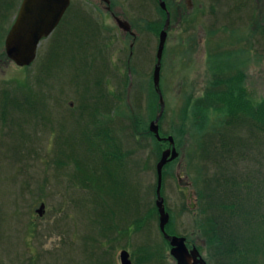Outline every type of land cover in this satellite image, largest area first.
I'll use <instances>...</instances> for the list:
<instances>
[{"label":"rangeland","instance_id":"374dc122","mask_svg":"<svg viewBox=\"0 0 264 264\" xmlns=\"http://www.w3.org/2000/svg\"><path fill=\"white\" fill-rule=\"evenodd\" d=\"M163 1L170 26L158 126L178 153L163 168L166 233L185 238L206 264H232L224 246L246 251L237 244L246 237L264 264V127L229 135L211 114L201 131L188 109L215 79H242L246 98L264 99V0ZM21 2L0 0V264H120L121 251L132 264L156 255L154 264H176L154 204L155 167L168 144L148 132L158 110L153 71L165 15L154 0H109V12L98 0H70L32 65L19 68L4 42ZM214 126L224 136L206 138ZM106 127L122 157L109 182L105 146L94 134ZM76 165L105 176L100 187L78 182ZM215 205L234 206L235 217ZM209 219L221 221L222 233L211 232Z\"/></svg>","mask_w":264,"mask_h":264},{"label":"water","instance_id":"95a60500","mask_svg":"<svg viewBox=\"0 0 264 264\" xmlns=\"http://www.w3.org/2000/svg\"><path fill=\"white\" fill-rule=\"evenodd\" d=\"M100 1L107 5L110 3L109 0ZM158 3L160 9L166 14L164 27L159 34L156 64L153 71V87L158 96L159 111L155 119L149 124L148 130L156 141L170 145V148L161 154L155 168L157 177L155 207L158 213V228L164 240L169 244V254L176 264H206L196 248H187L185 238L170 236L165 232V227L169 223V215L165 211L164 201L160 194L162 171L167 164L177 159L178 154L175 150L173 138H161L159 135L158 123L164 112V101L159 87L160 70L170 17L165 3L161 0H158ZM69 5L70 0H22L17 16L5 38L4 50L6 58L19 68H26L32 65L36 58L39 44L54 32ZM116 24L123 32L131 33L128 23L116 19ZM42 211L43 205H40L36 212L41 216ZM119 262L120 264H132L126 251L120 252Z\"/></svg>","mask_w":264,"mask_h":264},{"label":"trees","instance_id":"16d2710c","mask_svg":"<svg viewBox=\"0 0 264 264\" xmlns=\"http://www.w3.org/2000/svg\"><path fill=\"white\" fill-rule=\"evenodd\" d=\"M216 68L214 69L216 74L223 75L224 73V66L221 64H215ZM239 77V76H238ZM242 79H215L214 82L211 84L210 89L205 93L204 97L201 99L195 100L193 103H189L188 109L192 110L194 119L198 121V123L201 125L199 127V130L204 129V126L207 125V119L211 114L217 115L216 123L219 121V124L217 128H221L222 131L230 132L232 131H240L242 129V126L248 125L249 130L253 128V123L256 126H263L264 127V99L259 103H254L250 101L248 98H246L245 91L243 90V87L241 85ZM244 91V92H243ZM218 119V120H217ZM106 122V121H105ZM107 123V122H106ZM204 124V125H203ZM202 131V130H201ZM96 135V138L99 140H103L104 146H105V152L104 154L107 156V165L108 168L106 170V178L107 182L108 179L111 178L112 173L111 169L113 167H120L122 157L120 158L119 152H120V144L119 141L116 140L115 137H113V132H111V129L109 127H106L103 132L96 131L94 133ZM218 134V136L221 138L224 135L222 133H219L216 131V126L214 128L207 132L205 137L206 138H215V136ZM135 136V134H134ZM152 136V135H151ZM153 137V136H152ZM223 144V143H222ZM203 149V145H200ZM224 144L220 148H224ZM219 151H223L222 149ZM204 152V149H203ZM206 153V152H205ZM78 162V161H76ZM77 172L80 175L78 182L82 183L86 187H89L88 182H93L95 187H100L101 178H105V176L100 177L98 174V170L94 172V175L89 174L87 171H83L79 169V165H76ZM120 169V168H119ZM84 183V184H83ZM217 185V184H216ZM84 187V189H86ZM83 188V187H82ZM219 188V186H218ZM227 188V185H226ZM227 190V189H226ZM211 191V189H210ZM89 201V200H88ZM221 207L222 213L229 214L231 218L235 217V214H233V210L235 209L234 206H217ZM225 218H221V220H224ZM221 222V221H220ZM212 222L211 219H209L208 226L211 227V232L216 235L215 233L219 230V234L222 233V227L224 228L223 224L222 227H218V223ZM238 222V221H237ZM223 223V222H222ZM221 230V231H220ZM259 238L263 239L262 246L264 245V238L261 236H258ZM242 238V237H241ZM87 239V237H86ZM89 239V237H88ZM115 239V238H114ZM163 240V238H162ZM89 243V240H86ZM247 239L246 237L243 238L242 241H240L237 238V244H240V242H243L244 246L246 247V251L244 250V247H242V250L236 249V248H226V245L224 246L223 250L225 249L232 257V264H256V255L258 254V251L250 252L248 249L246 243ZM165 245L167 243L163 240ZM252 244V243H251ZM256 244H258V241L254 242L251 245L252 247H256ZM218 247H222L221 239L218 242ZM168 246V245H167ZM216 246V245H215ZM85 247L87 248V251H89V246L86 244ZM221 249V252L223 251ZM264 255V250L260 251ZM89 254V252H87ZM86 253V254H87ZM84 253V255H86ZM251 255V258L249 259L248 256ZM159 256H150L149 258L144 259L143 264L149 263L154 264L155 261H157V258ZM33 264V263H32Z\"/></svg>","mask_w":264,"mask_h":264},{"label":"flooded vegetation","instance_id":"af4514ba","mask_svg":"<svg viewBox=\"0 0 264 264\" xmlns=\"http://www.w3.org/2000/svg\"><path fill=\"white\" fill-rule=\"evenodd\" d=\"M99 2H101L100 0H98ZM156 3L158 2V0H154ZM188 3H187V5H189V1H187ZM101 3H103V2H101ZM105 9H106V11H110V7H108V5L105 7ZM111 17L114 19V20H116V18L114 17V15H112L111 14ZM128 35H130V36H133L131 33H127Z\"/></svg>","mask_w":264,"mask_h":264}]
</instances>
